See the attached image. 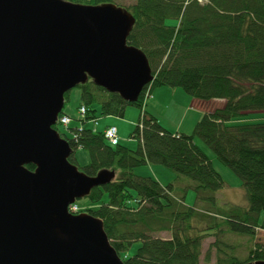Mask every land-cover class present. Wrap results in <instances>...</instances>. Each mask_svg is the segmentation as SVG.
I'll return each instance as SVG.
<instances>
[{
	"label": "trees",
	"instance_id": "trees-1",
	"mask_svg": "<svg viewBox=\"0 0 264 264\" xmlns=\"http://www.w3.org/2000/svg\"><path fill=\"white\" fill-rule=\"evenodd\" d=\"M65 1L128 11L136 20L128 44L146 55L154 76L135 104L92 80L80 85L77 109L85 107L87 114L78 120L81 127L68 128L72 139L64 136L75 150L72 164L78 165L79 149L89 152L90 163L81 169L87 176L96 177L103 170L116 174L111 183L91 192L86 198L91 207L85 211L102 220L124 263L201 264L209 237L216 241L208 258L216 249L217 264L264 262V244L249 248L241 258L238 246L221 243L227 234L253 242L257 231H264V122L247 120L252 113H264V0H133L130 6L120 0ZM159 87L181 88L193 104H224L204 114L193 135L173 133L146 109L147 99ZM69 97L70 92L65 100ZM130 107L141 113L130 136L138 142L136 150L112 146L104 131L87 126L101 117L124 119ZM63 115L71 118L64 111ZM197 138L241 180L248 208L222 207L218 194L224 179ZM150 166L173 171L181 177L178 180H191L195 204L187 205V188L181 193L176 183L164 186L136 172ZM161 233L171 237H156Z\"/></svg>",
	"mask_w": 264,
	"mask_h": 264
},
{
	"label": "water",
	"instance_id": "water-1",
	"mask_svg": "<svg viewBox=\"0 0 264 264\" xmlns=\"http://www.w3.org/2000/svg\"><path fill=\"white\" fill-rule=\"evenodd\" d=\"M135 23L116 5L0 0V264H125L102 220L69 213L115 172L87 176L55 127L89 80L139 101L154 76L128 44Z\"/></svg>",
	"mask_w": 264,
	"mask_h": 264
},
{
	"label": "rangeland",
	"instance_id": "rangeland-1",
	"mask_svg": "<svg viewBox=\"0 0 264 264\" xmlns=\"http://www.w3.org/2000/svg\"><path fill=\"white\" fill-rule=\"evenodd\" d=\"M133 0H120L119 4L123 6L132 5ZM69 100V101H68ZM65 103L64 112L69 114L73 119L71 128L81 127L82 124L78 121L81 117L78 111L79 103H80V91L76 88L70 92V97ZM149 102H153L152 108L148 106ZM194 99L190 97L183 89L181 88H171V87H159L154 93L152 99L148 100L147 110L150 111L153 115H155L161 125L166 128L168 131L173 133H181L186 135H193L195 132V128L197 124L200 122L204 114L212 113L219 108V106H223L222 100H213L209 102H200L199 100H195V102H199L200 104H193ZM203 103L204 107L201 106ZM209 105H211L209 107ZM207 111V112H206ZM136 113V121L133 122L130 120V113ZM140 111L137 108L130 107L127 110V114L124 119L118 118V120H113L114 117H101L98 119V130L103 131L107 126H111V124L115 125L118 129V132L121 136H119V140L121 145L127 147L130 150H136L138 147V142L134 139H130V136L134 133L137 125H134L139 121ZM248 122H264V113L256 112L252 113L248 117ZM247 123V122H245ZM87 126L95 127V123L91 122ZM107 127L105 130H107ZM60 134L64 137L66 136L68 139H72L73 134L71 131L66 130L64 128H60ZM197 145H199L205 154L212 160L213 165L217 172L221 174L224 179L225 186L222 191L218 194V199L220 204L225 210H229L231 207H240V208H248V199L245 189L242 187L241 180L233 173V171L223 165L218 159L216 154L210 149L201 139L197 138L195 140ZM76 160L78 162V167L80 169L85 168L90 163V154L86 150H79L76 153ZM154 173L152 171H144L143 169H137V173L140 175H152L158 179L160 183L164 186L168 184H174L180 187L182 192L189 190L186 201L187 205L193 206L196 201V194L192 187L194 183L187 179L182 178L178 180V175L173 171L165 169L163 167H153ZM150 175V176H151ZM181 178V177H179ZM78 205L87 208L91 207L89 201L87 199H82L77 201ZM156 237L162 239H169L171 235L169 233H161L156 235ZM252 238V237H251ZM216 241L215 237L207 238L203 243V256L201 264H217V255L216 249L212 250L211 256L208 258V253L210 251V246ZM227 242L230 245L238 246L239 254L241 258H244L247 255V251L249 248L256 247L257 244H264V231L258 230L256 234V239L253 242H250V238H240L234 235H224L222 237V245ZM226 249V248H224ZM229 251V249H226ZM134 251L131 252L130 255H133Z\"/></svg>",
	"mask_w": 264,
	"mask_h": 264
},
{
	"label": "built area",
	"instance_id": "built-area-1",
	"mask_svg": "<svg viewBox=\"0 0 264 264\" xmlns=\"http://www.w3.org/2000/svg\"><path fill=\"white\" fill-rule=\"evenodd\" d=\"M87 114V110L85 107H83L81 110H80V115L85 118ZM60 123L62 126H65V127H68L71 123V119L68 117V116H64L61 120H60ZM106 139L112 144V145H117L118 142H119V138H118V131L115 127H112V128H109L107 131H106V135H105ZM70 211L72 213H77L80 211L79 207L74 205L71 207Z\"/></svg>",
	"mask_w": 264,
	"mask_h": 264
},
{
	"label": "crops",
	"instance_id": "crops-1",
	"mask_svg": "<svg viewBox=\"0 0 264 264\" xmlns=\"http://www.w3.org/2000/svg\"><path fill=\"white\" fill-rule=\"evenodd\" d=\"M152 103H153V102H149V103H148V106H149L150 108H152V106H153ZM148 106H147V108H148ZM147 108H146V109H147ZM149 112H150V111H149ZM150 113H151V112H150ZM126 114H127V112H126ZM140 114H141V113H140ZM151 114H152V113H151ZM152 115H153V114H152ZM125 116H126V115H125ZM154 116H155V115H154ZM155 117H156V116H155ZM139 118H140V117H139ZM156 118H157V117H156ZM112 119H113V120H118V118H115V117L112 118ZM157 119H158V118H157ZM130 120L133 121V122L136 121V113H135V112H131V113H130ZM138 122H139V121H138ZM138 122L135 123L134 125H137ZM111 126H114V127H115L114 124H113V125L111 124ZM107 127H109V126H107ZM107 127H106V128H107ZM106 128H105V129H106ZM105 129H104V130H105ZM104 130H103V131H104ZM184 134H185V133H184ZM119 136H121L120 133H119ZM143 170H144V171H148V170H149V171H152V173H154L153 167H151V166H150V167H146V168H144ZM150 175H151V174H150ZM150 175H145V176H150ZM151 176H152V175H151ZM154 178H155V177H154ZM157 180H158V179H157Z\"/></svg>",
	"mask_w": 264,
	"mask_h": 264
}]
</instances>
